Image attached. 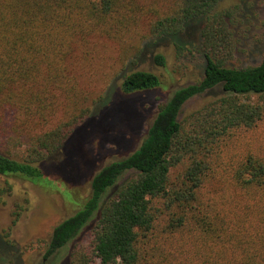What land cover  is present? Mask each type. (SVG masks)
<instances>
[{"label": "trees", "instance_id": "16d2710c", "mask_svg": "<svg viewBox=\"0 0 264 264\" xmlns=\"http://www.w3.org/2000/svg\"><path fill=\"white\" fill-rule=\"evenodd\" d=\"M222 1L0 0V177L36 185L115 79L125 94L161 86L152 71L121 75L147 41L180 42L205 20L201 78L159 107L134 151L94 173L46 258L74 243L67 264H264V54L228 65L241 20L216 12ZM109 48L119 71L99 63ZM154 63L165 67L164 55Z\"/></svg>", "mask_w": 264, "mask_h": 264}, {"label": "rangeland", "instance_id": "374dc122", "mask_svg": "<svg viewBox=\"0 0 264 264\" xmlns=\"http://www.w3.org/2000/svg\"><path fill=\"white\" fill-rule=\"evenodd\" d=\"M233 10L241 22L233 29L234 48L228 65H257L264 54V0H223L216 8L218 13ZM204 26L205 20L191 24L180 42L173 37L147 41L142 58L136 64L128 63L121 75L136 70L152 71L160 76L161 86L125 94L120 90L121 78L115 79L108 89L112 91L109 98L94 108L95 114L66 143L62 153L53 161H46L45 168L39 166L46 174L44 185L17 177H0V189L12 187L10 193L0 191V264H67L74 243L46 258L54 228L73 214V205L78 206L89 195L91 178L99 168L139 146L159 107L172 93L201 78L204 60L198 49ZM177 44L183 45L185 51L180 53ZM101 54L99 63L104 70H120L114 62V48H109V53L101 50ZM157 54L164 55L165 67L154 63ZM106 58H111V63ZM203 102V98L191 101L185 114ZM131 177L126 174L119 185ZM15 212H20L21 217L13 226Z\"/></svg>", "mask_w": 264, "mask_h": 264}]
</instances>
